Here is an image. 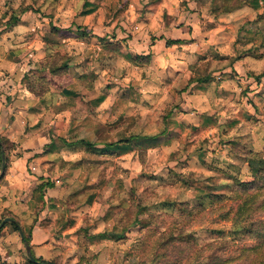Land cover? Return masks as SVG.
Listing matches in <instances>:
<instances>
[{"label":"crops","instance_id":"crops-1","mask_svg":"<svg viewBox=\"0 0 264 264\" xmlns=\"http://www.w3.org/2000/svg\"><path fill=\"white\" fill-rule=\"evenodd\" d=\"M160 1L162 4L156 2L154 7L149 6V0L145 7L129 5L116 10L107 7L109 0H0V137L12 144L8 152V169L0 179V261L10 264H28V261L35 264H79L91 252L96 259L88 264H112L108 246L119 240L118 233L100 231L101 223L96 222H92L88 238L77 232L80 227H85L78 215L86 210L82 208L77 212L74 207L85 202L92 203V206L97 204L91 202V194L84 197L80 194L85 186H76L78 173L84 174L88 167L77 166L78 160L75 159L81 155L86 157L88 153L74 148L76 140L67 137L62 140L63 131L59 132L62 122L65 121L70 128L72 121L63 120L61 113H52L53 116L47 118L48 111L40 108L39 100L23 83L25 77L40 75L39 65L49 47L47 39L50 38L46 36L50 35L52 27L60 30H75L76 27L83 30L86 27L92 31V37L85 38V56L75 51L76 47L72 51L69 76L74 79V84L91 73L94 78L109 79L112 72L108 66L116 58L131 68L129 71H134L131 75H119L123 82L118 85L107 83L110 85L107 87L92 83L84 88L81 86L82 91L76 87L73 90L75 94H97L91 103L96 111L109 107L108 94L118 93L132 100H127V104L124 103L125 97L119 100L123 108L129 107L121 114L122 118L138 114V118L133 119L131 132L116 144L99 146L101 154L120 159L122 169L132 175L131 180L138 177L136 173L141 169V149L146 150L145 166H151V153L158 148L156 134H141L142 127L156 125L154 110L158 108L155 105L159 102L158 95H161L164 106H174L169 117L162 121L168 131L164 128L158 133L166 137L169 148L179 145L180 137L187 139L188 136L187 145L203 144L211 127L219 130L222 122L232 119L230 124L238 128L235 144L239 146L244 142L251 155L264 154V131L252 126L256 121L253 116L257 115H253V109L248 107L249 101L257 107L254 89L264 97V83L248 82V97L240 96L247 75L240 69L235 51L228 53L232 40L225 34L232 33L250 1L246 3L248 6L213 15L210 8L192 9L190 6L189 11L177 13V7H167L170 0ZM210 3L218 6L223 2L210 0ZM139 8H142L144 17L129 22L128 13H139ZM110 9L122 18L112 28L116 27V39H110L112 44L104 46L99 40L102 35L99 32L105 27L102 22L106 13L110 15ZM108 29L109 26L104 29L106 33ZM65 41L75 42L74 39ZM222 48L226 54L216 56L215 53ZM83 59L85 64H82ZM208 62L218 68L208 69ZM223 62L228 65H221ZM203 63L207 72L202 70ZM232 70L236 71L235 77L230 75ZM146 103L147 109L142 107ZM227 104H232L234 111L225 108ZM247 120L252 125H246ZM81 141L92 145L88 142L90 140ZM200 158V154L195 157L198 161ZM229 163V169L235 174L251 175L245 160L231 157ZM237 167L239 173L235 171ZM152 175H158V172ZM78 199L80 203H77ZM26 245L32 259L28 258Z\"/></svg>","mask_w":264,"mask_h":264},{"label":"rangeland","instance_id":"rangeland-1","mask_svg":"<svg viewBox=\"0 0 264 264\" xmlns=\"http://www.w3.org/2000/svg\"><path fill=\"white\" fill-rule=\"evenodd\" d=\"M148 1L109 0V3L106 4L107 7L117 10L118 7L129 5L134 8V5L145 7L149 5ZM248 1H250L249 6L246 4ZM156 2L162 4L160 0H150L149 6H153ZM236 3L240 5L238 8L247 5V11L239 18L237 17V25L232 33L225 34L231 36V45L234 44L229 45L228 53L232 50L235 51L234 54L240 64V69L247 75L242 86L245 89L240 93V96L244 98L248 97L246 94L249 93L248 82L262 81L264 83V77L261 78L262 75L264 76V0H236ZM218 4H220L218 5L220 8L210 3V0H170L167 7H177V13L189 11V6L192 9L206 7L210 8L213 15L220 13L223 8V3ZM165 5L166 3L163 4V7ZM218 8L219 10H217ZM141 9L139 8L141 14L128 13L129 22L136 17L138 19L144 17ZM121 18L122 15L117 16L113 10L110 11V15L106 13L102 24L106 28L109 26L110 29L106 33L104 27L105 30L99 32L102 34L99 40L104 46L112 44L110 39H116V27L112 28L115 26L114 23ZM204 24L209 27V24ZM82 29L76 27L75 30L74 28L61 30L59 37L51 33L50 37L46 36V38H50L47 39L49 47L46 54L57 50L63 56L67 55L71 62L67 73L69 78L58 83L57 88L49 90L50 93L43 97L45 104L39 103L40 108L48 111L47 118H51L53 114L61 113L60 117L63 120L72 121L70 128L65 121L62 122L59 132L63 131V141H65L63 137H67L71 141L76 140L73 143L75 145L81 140H90L88 142L92 144L91 146H95L93 147L94 151L88 152L86 157L81 155L75 159L78 160L76 161L77 166L88 167V171L86 170L84 174L79 172L77 175L76 186L85 187L81 193L79 191L76 193L82 194L83 197L91 194V202L97 203L92 206V203L85 202L74 207L77 212L82 208L86 210L85 213L78 215L79 220L82 221L81 224L85 223L84 228L77 229L79 235L88 238V234L92 231V222L101 223L98 228L100 231L118 233L119 240L110 242L108 246L111 249L109 258L112 264H171L174 261H177L178 264H208L211 260L210 256H214V259L222 264H264V202L262 201L264 186L259 189L253 185L251 187L244 186L257 181L261 176L264 177V154L254 153L251 155L244 142H241L239 146L235 144L238 128L234 127V124H230L232 119L222 122L219 130L211 127L206 132L203 144L195 145V147L193 144L187 145L188 136L187 139L180 137L181 141L178 142L179 145L173 147L174 149L169 148L165 143L166 137L163 138L164 136L162 137L158 133L164 130L162 121L169 117L174 106L170 108L164 106L161 95H158L159 102L155 104L158 108L154 110L156 119L154 124L156 125L150 128L146 126L141 128V134H156V137L159 138L156 142L158 148H155L151 153V166H145L144 153L146 150L141 149L139 154L141 169L136 173L138 177L131 180V178L133 179L132 175L122 169L120 159L101 154L99 146L103 143L116 144L131 132L133 119L138 118V114L122 118L121 114L126 113L129 107L127 105L123 108L119 104V100L125 97V104H127V100L129 102L132 100L129 99V96H121L118 93L116 95L108 94L106 96L109 107L96 111L91 103L97 94H75L73 90L75 87L77 90L81 86L84 88L92 83H100L101 86L106 85L107 87L110 86L108 84L118 85L123 82L119 75H131L134 71H129L131 68L129 69L125 63H122L120 58H116L115 62L110 61L111 64L108 66L110 73L112 72L109 79L94 78L91 73L74 84V79L69 76L73 63L72 51L76 47L75 51L85 56V38L92 37V31L87 30L86 27ZM79 34H83V36L77 37ZM208 37L210 38L209 35ZM66 39H74L75 42L65 41ZM224 48L215 55L226 54ZM84 59L82 64H85ZM213 64L208 62L206 66L208 65V69L214 67L217 69L218 66ZM220 64L228 65L227 62ZM206 66L202 69L204 72L208 71ZM235 73L236 71L232 70L230 75L235 77ZM253 92H257L254 93L258 99L257 107L253 106L251 101L248 102V107L250 110L253 109V115H257L258 118L253 116V121L256 120L255 123L248 124L249 120H247L246 125L257 126L264 131V122H262L264 119V101H262L264 97L261 92L258 93V89H254ZM222 106L224 108L225 105L222 103ZM142 107L147 109L148 104L146 103V106ZM225 108L232 111L235 109L232 104H227ZM130 110L133 114L135 113L134 109ZM46 111L44 112L46 113ZM245 118L247 119V117ZM165 130L168 131L166 128ZM11 148L12 144H7L8 152ZM198 154L201 155L199 161L195 159ZM231 157L245 160L249 164L251 175L235 174L233 169H229ZM193 158L194 160H192ZM72 167H74L73 164ZM1 168L0 165V171ZM262 168L263 172L260 174ZM235 171L239 173V167L235 168ZM154 172H158V175H152ZM253 193L258 195L257 202L240 220L236 217L237 208L247 194ZM216 197L220 199H216ZM80 202L78 199L77 203ZM177 204L182 206L183 211L172 208ZM126 234H129L128 237L125 236ZM169 234L174 236L190 235L192 243L172 244L165 249L157 248L161 237H167ZM208 244H212L213 248L203 250L204 246ZM155 254L157 257L153 259ZM94 258L96 259V256L90 252L88 258L81 259L79 264H88L94 261ZM24 264L27 263L24 262Z\"/></svg>","mask_w":264,"mask_h":264},{"label":"trees","instance_id":"trees-1","mask_svg":"<svg viewBox=\"0 0 264 264\" xmlns=\"http://www.w3.org/2000/svg\"><path fill=\"white\" fill-rule=\"evenodd\" d=\"M238 6L240 5H237L236 0H224L222 4L223 8L222 10H220V13L232 11L238 8ZM61 32L62 31L60 29L54 27L51 28V34L54 36L59 37L60 36L59 34ZM82 36L83 34L77 35V37L79 38ZM70 62L71 59L67 55L63 56L57 50H55L54 52H48L45 59L39 65L40 75L24 78L23 83L27 91L30 92L32 95H34V97L39 100V103H44L45 100L43 99V97L50 93L49 90H51V88H57L58 83H61L62 80H67V78H69L67 72L69 69ZM263 77L264 76L262 75L261 78ZM7 144H9V142L6 139L0 137V165L1 167L4 166V174L1 177V179H3V177L5 176L9 165V156H8L9 154H8ZM93 147L95 146H91L90 144H86L85 142L82 141H79L74 145V148L76 150L81 149L85 153L93 152L94 151ZM262 170L263 168L260 170L261 171L260 174L263 172ZM261 177L257 181H254L249 184H245L244 186L251 187L253 185V186H257L259 189L261 186H264V177L262 178ZM216 199H220V198L216 197ZM257 199H258L257 194L255 193L247 194L237 208L236 217L242 220V217L245 215V213L251 210L250 207L257 202ZM262 201L264 202V199H262ZM172 208L183 211V209H181L182 206L179 204L173 205ZM13 227L17 230V227H15L14 225ZM107 237L115 238L116 235H108ZM191 243H192V237L190 235L185 236L184 234H182L179 236H174L173 234H169L167 237H163V236L161 237L160 242H158L157 248L165 249L166 247L172 244L182 245V244H191ZM211 248H213L212 244H208L204 246L203 250H207V249L211 250ZM156 257H157L156 254L153 255V259ZM210 257L211 260L209 261L208 264H222L220 263V261H217V259H214V256H210ZM34 261L37 263H43L39 259H34ZM28 264H35V263L28 261ZM171 264H178V263L177 261H174Z\"/></svg>","mask_w":264,"mask_h":264},{"label":"water","instance_id":"water-1","mask_svg":"<svg viewBox=\"0 0 264 264\" xmlns=\"http://www.w3.org/2000/svg\"><path fill=\"white\" fill-rule=\"evenodd\" d=\"M3 174H4V166H2L1 171H0V179H1V177L3 176ZM7 221H11V220H7ZM2 225H3V224H2ZM21 236H22V235H21ZM22 238H23V237H22ZM24 242H26V241H24ZM26 253H27V255H28V258L32 259V256H31L30 249H29L28 245H26Z\"/></svg>","mask_w":264,"mask_h":264},{"label":"built area","instance_id":"built-area-1","mask_svg":"<svg viewBox=\"0 0 264 264\" xmlns=\"http://www.w3.org/2000/svg\"><path fill=\"white\" fill-rule=\"evenodd\" d=\"M0 264H10V263L0 261Z\"/></svg>","mask_w":264,"mask_h":264}]
</instances>
